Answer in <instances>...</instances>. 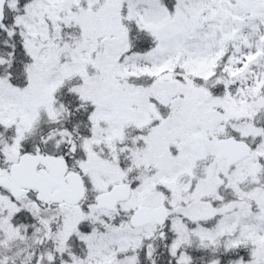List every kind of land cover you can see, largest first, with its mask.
Returning a JSON list of instances; mask_svg holds the SVG:
<instances>
[{
  "label": "snow or ice",
  "instance_id": "1",
  "mask_svg": "<svg viewBox=\"0 0 264 264\" xmlns=\"http://www.w3.org/2000/svg\"><path fill=\"white\" fill-rule=\"evenodd\" d=\"M0 264H264V0H0Z\"/></svg>",
  "mask_w": 264,
  "mask_h": 264
}]
</instances>
